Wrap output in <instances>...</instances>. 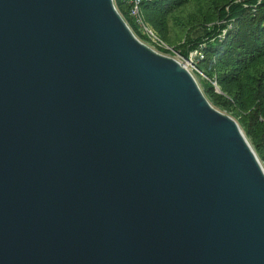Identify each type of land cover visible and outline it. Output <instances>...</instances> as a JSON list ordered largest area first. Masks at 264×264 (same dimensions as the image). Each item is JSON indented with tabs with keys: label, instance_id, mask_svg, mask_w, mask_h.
<instances>
[{
	"label": "water",
	"instance_id": "95a60500",
	"mask_svg": "<svg viewBox=\"0 0 264 264\" xmlns=\"http://www.w3.org/2000/svg\"><path fill=\"white\" fill-rule=\"evenodd\" d=\"M0 264H264V164L115 0H0Z\"/></svg>",
	"mask_w": 264,
	"mask_h": 264
},
{
	"label": "trees",
	"instance_id": "16d2710c",
	"mask_svg": "<svg viewBox=\"0 0 264 264\" xmlns=\"http://www.w3.org/2000/svg\"><path fill=\"white\" fill-rule=\"evenodd\" d=\"M115 1L136 35L152 44L128 3ZM142 11L168 46L184 57L204 55L193 73L210 101L239 121L264 164V0H151Z\"/></svg>",
	"mask_w": 264,
	"mask_h": 264
},
{
	"label": "built area",
	"instance_id": "2783aa9c",
	"mask_svg": "<svg viewBox=\"0 0 264 264\" xmlns=\"http://www.w3.org/2000/svg\"><path fill=\"white\" fill-rule=\"evenodd\" d=\"M128 5H129V13L130 15L135 19L137 25L139 26L140 30L144 33L147 34L152 43H153V47L156 48L154 45L159 46V47H166V48H170L158 35L157 33L154 31V29L145 22L144 19V14L142 11V4L144 1H151V0H125ZM149 44V43H148ZM157 49V48H156ZM197 53H201L199 51H194ZM193 53V52H192ZM191 53V55L189 57H184L183 55H181L180 53L177 54V56H173L175 57L178 61L185 63L188 68L190 70H194L195 66L193 64V62L195 61L193 57V54ZM189 61H191V66H189ZM191 67V68H190Z\"/></svg>",
	"mask_w": 264,
	"mask_h": 264
},
{
	"label": "rangeland",
	"instance_id": "374dc122",
	"mask_svg": "<svg viewBox=\"0 0 264 264\" xmlns=\"http://www.w3.org/2000/svg\"><path fill=\"white\" fill-rule=\"evenodd\" d=\"M150 45L153 47V43L150 44ZM169 47H170V46H169ZM156 48H157V47H156ZM165 48H166V47H165ZM166 49H169L170 52H169V53H165V54L170 55V56H177V54L180 53L178 50H175L174 47H170V48H166ZM192 54H193V57H195V58H194L195 61L193 62L194 66H195V69H194L193 71H192V70H191V71L194 72L195 70L198 71L195 62H197V60H198L199 58H204V55H203L202 53H197V54H196V52H193ZM189 66H191V61H189ZM190 68H191V67H190ZM196 78H197V77H196ZM197 80H198V78H197Z\"/></svg>",
	"mask_w": 264,
	"mask_h": 264
}]
</instances>
